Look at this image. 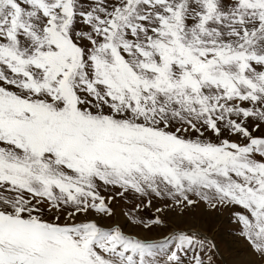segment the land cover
<instances>
[{
	"label": "snow or ice",
	"instance_id": "snow-or-ice-1",
	"mask_svg": "<svg viewBox=\"0 0 264 264\" xmlns=\"http://www.w3.org/2000/svg\"><path fill=\"white\" fill-rule=\"evenodd\" d=\"M129 192L145 232L229 208L264 264V0H0V264H214L103 223Z\"/></svg>",
	"mask_w": 264,
	"mask_h": 264
},
{
	"label": "rangeland",
	"instance_id": "rangeland-1",
	"mask_svg": "<svg viewBox=\"0 0 264 264\" xmlns=\"http://www.w3.org/2000/svg\"><path fill=\"white\" fill-rule=\"evenodd\" d=\"M102 194L113 195V192L102 190ZM135 203H140V201L134 200L131 192L124 197H115L111 202L115 216L104 218L102 222L107 224L115 220L126 232H138L141 235L149 236L166 233L172 228L194 230L201 236H207L215 243L214 264H259L258 258L251 253L247 242L238 235L237 225L232 219L231 210L227 207L211 210L206 204L200 202L196 207L185 211L182 216L178 212L166 211L161 213L166 221V226L145 232L140 227L132 225L124 215L134 207ZM163 203L164 201L153 199L151 206L142 205L137 210V214L144 219H149L155 214V209L161 207Z\"/></svg>",
	"mask_w": 264,
	"mask_h": 264
}]
</instances>
